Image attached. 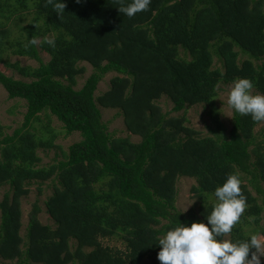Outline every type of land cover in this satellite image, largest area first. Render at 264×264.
Returning <instances> with one entry per match:
<instances>
[{
	"label": "trees",
	"instance_id": "16d2710c",
	"mask_svg": "<svg viewBox=\"0 0 264 264\" xmlns=\"http://www.w3.org/2000/svg\"><path fill=\"white\" fill-rule=\"evenodd\" d=\"M59 2L0 0V61L26 78L0 69V85L27 108L12 133L0 120V193L9 187L0 200V264L158 260L159 239L180 224L206 222L216 204L209 196L232 174L241 180L246 206L227 235L232 242L264 235V138L255 131L261 122L233 110L225 133L214 106L222 87L240 78L264 94V0H151L148 10L133 17L118 10V0H62L65 9L58 14ZM32 8L34 18L21 29L26 40L14 41L10 14ZM50 33L53 39L46 38ZM7 43L40 65L3 59ZM41 51L50 55L47 62ZM81 62L93 72L76 88L86 72ZM111 72L117 74L110 87L96 96ZM163 97L183 114L164 111L157 102ZM198 104L211 105L210 135L187 125V108ZM102 108L119 109L126 136L109 131ZM45 111L68 134L82 135L48 165L39 150L57 147V134L50 122L36 126ZM184 176L197 180L192 191L200 201L188 213L176 204ZM49 181L45 207L54 225L40 220L37 200L22 235V199L34 184L41 195Z\"/></svg>",
	"mask_w": 264,
	"mask_h": 264
},
{
	"label": "rangeland",
	"instance_id": "374dc122",
	"mask_svg": "<svg viewBox=\"0 0 264 264\" xmlns=\"http://www.w3.org/2000/svg\"><path fill=\"white\" fill-rule=\"evenodd\" d=\"M11 18L8 22L7 28L10 30L11 39L14 41H25L27 33L21 32V29L27 26L31 20L35 16V12L32 10H19L15 13L10 14ZM55 37L54 33H50L46 35L47 39H53ZM41 38L37 39L38 44L41 42ZM8 44V43H7ZM14 47L10 46L9 44L2 52V58L8 61L9 63H19L22 66H32L38 67L40 62L35 59H31L29 57H22L14 52ZM183 55V53H182ZM41 56L45 62L50 59V55L45 52L41 51ZM81 65L86 67V72L79 77L78 85L76 88H81L87 78L92 74L93 67L87 62H81ZM0 69L7 73L8 75H13L16 78L24 79L19 71L14 69L13 67L7 66L3 61H0ZM117 73H109L105 76V78L100 82L98 86V90L96 91V96L101 95L110 87V79L115 76ZM28 80V79H27ZM233 84L224 85L222 89L219 91L218 96L214 99V106L218 108L220 111V120L223 124V131L228 133L232 123V116H233V109H231L227 104V97L228 92ZM253 94L254 90H253ZM163 108L164 111H170L172 116H180L183 112H173L172 108L174 106L173 102L170 101L168 98L163 97L162 99L157 101ZM211 105L206 104H198L194 106H190L187 108V116L189 121L187 125L190 127L197 129L203 136L210 135L211 132L209 131V126L211 125V118H210V111ZM26 101L21 99H11L8 96V92L6 89L0 85V120L2 124L5 126V130L9 133H12L16 127L20 126L24 121V115L26 113ZM103 113V120L108 123V129L110 132L117 131L116 134L118 136H126V127L124 123V118L119 114V109H112V108H102ZM41 122L36 123L37 127L42 126L43 124H47L50 122L51 127L55 130L57 137L55 138V144L57 147L52 148L50 150L40 149L39 153L43 158V164L48 165L55 163L59 159L63 158L62 150L68 152L69 147L82 139V135L79 131H75L72 134H68L64 128V125L61 121H59L56 117L50 115L49 112H43L41 114ZM255 131L258 134H261L260 137L264 138V122L258 124L255 128ZM40 133V132H39ZM133 141H140V137L137 135H131ZM58 158V159H57ZM52 185L51 182L44 183V190L43 193L40 195V186L39 184H34L31 186V193L22 199V230L21 234L24 235L26 231V227L29 222L30 214L33 210L34 203L39 200L40 206L43 208L42 212L39 215L40 220L43 223L54 225L53 220L51 219L50 215L46 211L45 207V200L47 199L48 195L52 192V187L48 186ZM197 185V180L192 177H180L177 183V206L183 212H190L191 210H198L199 203L197 196L192 191V187ZM8 186L4 187L2 192L0 193V200L3 199L5 191L8 190ZM210 203H217V198L214 194L209 196ZM1 215V211H0ZM258 237L261 240H264V235L259 234ZM225 239L230 240V237L227 235ZM105 242L110 243L112 245H121L118 240L108 241ZM264 252V248L261 249ZM260 255L259 253H257ZM264 262V255H260V263ZM142 264H160L159 260H152L147 258Z\"/></svg>",
	"mask_w": 264,
	"mask_h": 264
},
{
	"label": "clouds",
	"instance_id": "9594fccd",
	"mask_svg": "<svg viewBox=\"0 0 264 264\" xmlns=\"http://www.w3.org/2000/svg\"><path fill=\"white\" fill-rule=\"evenodd\" d=\"M53 3L54 0H47V4ZM118 3L122 14L133 17L148 10L151 0H131L130 3L118 0ZM64 9L62 0L54 4L56 13L60 14ZM30 43L34 45L36 40L32 39ZM47 43L54 45L53 40ZM253 88L254 84L248 78L235 80L228 92L227 104L242 116L264 122V94H253ZM240 185L241 180L236 174L229 175L223 185L215 189L218 202L207 215L206 222H193L190 226L180 224L168 230L158 241L161 246L157 254L160 264H260V255H264L261 251L264 240L257 235L242 242L223 239L231 233L245 211L246 197ZM253 248L256 252H252L249 258Z\"/></svg>",
	"mask_w": 264,
	"mask_h": 264
}]
</instances>
